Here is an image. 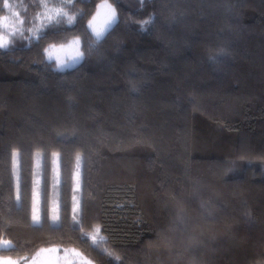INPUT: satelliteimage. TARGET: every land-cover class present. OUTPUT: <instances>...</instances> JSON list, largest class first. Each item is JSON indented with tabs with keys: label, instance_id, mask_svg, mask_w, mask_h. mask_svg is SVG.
<instances>
[{
	"label": "trees",
	"instance_id": "1",
	"mask_svg": "<svg viewBox=\"0 0 264 264\" xmlns=\"http://www.w3.org/2000/svg\"><path fill=\"white\" fill-rule=\"evenodd\" d=\"M102 1L118 22L97 41L88 23ZM43 2L0 0V17L23 21L0 49V244L15 246L0 258L59 248L92 264H264V0H75L71 25L25 39L37 13L61 4ZM73 38L83 58L59 71L44 49ZM13 153L28 183L19 207ZM55 156L67 180L59 230ZM36 159L43 227L31 218ZM95 227L96 244L84 236Z\"/></svg>",
	"mask_w": 264,
	"mask_h": 264
},
{
	"label": "snow or ice",
	"instance_id": "2",
	"mask_svg": "<svg viewBox=\"0 0 264 264\" xmlns=\"http://www.w3.org/2000/svg\"><path fill=\"white\" fill-rule=\"evenodd\" d=\"M141 4H143V0H141ZM39 7L43 9H48L50 5L47 3V0H44L43 3L38 5ZM65 6H75V0H61V4L59 6H51L55 8V12L53 15H50L48 12H43V13H37L36 19L40 22L39 25L36 28L35 32V38L37 40H42L45 39L48 32H52L53 35L56 34V29L59 28L60 25L67 23L68 25H71L74 22L75 16L70 15L69 11L66 10ZM4 7L8 8L10 5L8 3L4 4ZM101 8L107 9V14L106 18L104 21V26L97 30L92 26V22H89V27L92 28L93 33L96 37V40L99 41L105 37V34L112 28L114 24L118 22V17L116 15V10L112 8L110 4H102L100 6ZM100 13L98 12L97 15ZM18 15V14H16ZM96 17H93V20H95ZM21 23L23 21L21 20ZM152 23V18H149V20L144 21L143 24H150ZM142 24V27H143ZM29 32H32V28L28 29ZM11 35H15V32ZM21 35H23V32L21 31ZM12 41L10 38H5L4 36H0V49H8L11 45ZM71 43L76 44L77 46L79 45V39L76 38L73 40ZM65 45H60V47H64ZM56 48L55 44H50L48 48L44 49V52L47 54L48 59H52V53L51 50ZM224 54L223 50H220L217 55ZM83 52L79 51V48L77 47V51L75 55L71 57V63L67 65V67H74L75 64L79 63L82 58H83ZM58 63H57V68L58 70H63L65 67V63L62 60H59L57 58ZM55 155V154H54ZM18 157V153H13V161L16 163ZM77 163L79 164V157H77ZM13 175L15 176L16 179V184H15V189H16V201H17V206H21V201L22 199L24 201L27 200L28 198V183L26 178H22L20 175V169L19 167H14L13 169ZM42 173L41 172H36L34 174V180H33V185H32V206H31V211H32V222L36 226L43 227L41 223V211H43L44 218L46 219L48 216L49 212V193H48V181H47V171L46 168L43 172V177H44V183L41 185V177ZM76 189L75 191L79 190V172L77 171L76 173ZM61 183H64L65 187L67 186V180L65 179L63 182L61 181L59 177V173H57L56 177L53 180L52 184V221L53 224L50 226L53 228V230H59V221H60V211H61V206L63 208V212L66 215L67 214V201L61 199V189L60 185ZM73 207H72V212H73V222H74V230H79L83 231L82 228V208L80 205V202L77 200L76 196H73ZM100 229L97 227L95 230V234H89V233H84V236L90 238L94 244L97 243V237L100 238V240H103V237L99 236ZM84 236L81 237V240H84ZM15 246L5 240L3 241L2 244H0V251H14ZM44 251H49L46 249H41L40 252ZM51 251H55L54 249ZM73 254L77 257L80 256L79 252H76L75 249L71 250ZM40 252H37L35 256L29 257L23 256L20 257L19 260H13L11 257H3L0 258V264H20V261H27L28 264H34L36 257L40 255ZM110 254V253H109ZM81 259H84L81 257ZM84 264H90V261H87L84 259Z\"/></svg>",
	"mask_w": 264,
	"mask_h": 264
},
{
	"label": "rangeland",
	"instance_id": "3",
	"mask_svg": "<svg viewBox=\"0 0 264 264\" xmlns=\"http://www.w3.org/2000/svg\"><path fill=\"white\" fill-rule=\"evenodd\" d=\"M105 3L109 4L107 1H102L97 5L95 14L93 15V17H96V19L93 20V17H92L90 20L92 22V26L94 28H96L97 30L101 29L104 26V21H105L106 14H107L108 10L105 8H101L100 6L102 4H105ZM44 12H48L50 15H53L52 14L53 11H51L49 9L45 10ZM98 12L100 13L99 15H97ZM16 14H17L16 12H13L12 10H8V12L4 16L0 17V36H4L5 38H10L12 36L11 34L13 33V31L15 33H17L19 31L21 19L18 18V15H16ZM39 23L40 22L38 21L35 25H32V24L30 26L28 25V29L32 28L33 31L32 32L27 31L25 34V39L35 38L36 28L39 25ZM88 29L91 32V34L93 35L94 39L96 40V37L93 33L92 28L89 27V23H88ZM75 39L76 38H73L72 40H70L66 44H61V45H65L64 47H60V45H56V48L51 50V53H52V59L51 60L48 59V56L45 53L47 60L54 62L57 70H58L57 58H59V60L64 61L65 67L63 68V70L73 68V67H67V65L71 63V57L73 55H75V53L77 51V47L79 48V51H80V41H79L78 46L76 44L71 43ZM77 64H75V66ZM63 70H59V71H63ZM57 166H58L57 165V158L55 156L54 157V169H55L56 174H57ZM13 167H17V161H16V163H14V161H13ZM37 167H38V160L36 159L35 168H34L35 172H36ZM77 171L79 172V169H76L73 171V191H74L73 196L75 195L77 200L79 201L78 192L80 190V178H79V190L75 191L76 184H77V181H76ZM73 203L74 202H73V198H72V207H73ZM72 216H73V212H72ZM31 218H32V211H31ZM50 221H51V224H53L52 211L50 213ZM96 228L97 227H95L93 229V231L89 234H95ZM99 236L102 237L100 233H99ZM98 240H100L99 237H97V241ZM91 242H93V241L91 240ZM53 249L55 251H51ZM46 250H49V251H44V252H40V250L38 251V252H40V255L36 257L34 264H84V259H86L81 254L79 257L75 256L73 254V252L71 251L72 249L48 248ZM81 257L84 259H81ZM20 264H28V262L27 261H22V262L20 261ZM90 264H92V263L90 262Z\"/></svg>",
	"mask_w": 264,
	"mask_h": 264
}]
</instances>
